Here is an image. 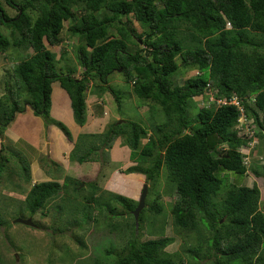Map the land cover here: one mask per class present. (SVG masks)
Returning a JSON list of instances; mask_svg holds the SVG:
<instances>
[{"label":"trees","instance_id":"1","mask_svg":"<svg viewBox=\"0 0 264 264\" xmlns=\"http://www.w3.org/2000/svg\"><path fill=\"white\" fill-rule=\"evenodd\" d=\"M66 21L65 32L75 36L78 44L70 54L63 48L55 58L44 41L49 46L57 45ZM1 27L8 29V36L0 31V54L10 48H15L16 56L20 48L31 53L14 57V63L12 57L7 58L11 59L17 93L11 95L10 103L4 93L0 95V133L24 105L35 114L47 116L53 81L68 95L74 123L82 125L88 84H104L115 97L106 76L117 70L121 80L131 84V95L143 101L141 106L148 104L151 112L150 105H157L165 117L147 127L128 119L108 122L103 128L105 134L76 136L68 154L72 157L83 145L86 152L79 161H97L98 146H103L102 156L119 134L128 147V159L134 162L125 172L141 173L148 184L145 198L152 193L148 203L144 200L136 227L131 214L136 206L134 199L118 192H102L95 179L81 182L68 176L61 183L45 181L29 187L21 209L28 212L31 226L36 228L38 223L32 219L33 214H42L50 200L60 197L66 202L61 201L56 210L80 212L83 221L95 223L99 213L106 210L108 231L125 236L119 249L115 245L103 248L94 257L95 263L200 264L201 259L210 258L207 264H264V212L258 209L259 188L253 181L249 186L224 183L220 175H246L257 144L245 163L239 149L246 140L236 129L238 109L209 102L210 96L227 100L235 95L242 101L243 119L256 129L255 137L263 136L264 0H0ZM64 59L74 66L56 65ZM178 72L183 75L182 82L175 84ZM194 96H200L205 104L192 113L187 108ZM251 96L253 101L246 102L245 98ZM94 103L100 104V97ZM50 122L71 140L61 122ZM110 130L117 133L110 134ZM94 136L103 137L102 142L86 147L93 141H85ZM258 159L264 167L263 158L258 155ZM4 169L1 155L0 178ZM23 170L27 175V167ZM160 173L172 196V225L196 231V244L179 252L164 250L172 242L168 236L138 239L143 212L153 216L162 213L160 191L154 189L159 187ZM218 193L219 198H215ZM80 194L83 203L76 200ZM111 202L124 213L117 212ZM72 205L74 209H70ZM89 210L94 215L91 219ZM6 224L0 215V226ZM204 231L208 235L204 236ZM76 242L82 244L77 237ZM183 253L189 258L187 262Z\"/></svg>","mask_w":264,"mask_h":264},{"label":"rangeland","instance_id":"2","mask_svg":"<svg viewBox=\"0 0 264 264\" xmlns=\"http://www.w3.org/2000/svg\"><path fill=\"white\" fill-rule=\"evenodd\" d=\"M9 12L10 14L13 13L12 10ZM68 23V21L63 23L64 29L62 31V34L66 39H70L72 37L69 36L67 32H65V26H67ZM132 25L137 29V31H141V27L138 25V23L133 21ZM0 31L4 34L8 33V29H5L4 27H1ZM72 39L74 42L70 44V48L74 49L77 46L78 42L75 36H73ZM44 44L51 51L57 50V54L62 52L61 50H63V48L59 47L51 48L45 41ZM133 47L134 46H132L131 48L133 49ZM18 50L19 51H17L16 53L17 56L15 55V48L8 49V51H6V54H0V60L4 59L3 61L7 63L6 66L0 68V82L2 83V85H4L2 94H5L3 97L5 100H7L8 103H10L11 101V95H16L15 93H17V91H14L15 77L12 75V71L10 69L11 59L9 60V63L7 58L12 57V61L14 63V57H16L15 59H19L24 54H26V52L31 53L30 49L20 48ZM177 61H179L178 58ZM1 64L2 63L0 62V66ZM56 65L65 67L70 65L74 66V63L64 59L56 62ZM118 71L119 70L114 71L111 76H106V82L112 88L113 95L115 97H113L112 94L107 91L106 87L104 88V84L94 83V88L101 100V103L96 105V109L100 112L104 111L105 113H109V116H111V119L108 120L109 124L110 122L117 123L122 119H128L136 121L142 126L147 127L151 123H159L164 121L165 117L159 106L151 104L150 107H152L153 109H151V112H148V104V106L140 105L143 101L131 95V85L128 82L121 80L122 75L121 73H118ZM182 76L183 75L179 74L178 72V74L175 75V78L173 79L174 83L180 84L182 82ZM113 79H119V81L114 82ZM94 88L92 90H94ZM116 98L118 102L116 101ZM204 104L205 100H201L199 96H194L190 101L187 110H190L192 113H194L197 107H201ZM98 111H96V114L102 116V113H99ZM13 117V122L23 128H27V126H30L34 120V117H36L38 120H41L40 124L43 128L51 123L48 115L46 116L43 113L35 114L28 106L27 109H22L18 112H15ZM108 122L106 124H108ZM84 123L87 128H82L84 129L82 134H94L96 132L98 133V131H104L103 127H105V125H103L102 128L99 126V128H97V126H90L93 124L91 123V121L89 122L88 120H85ZM108 128L109 127L107 126V129ZM89 129L92 130L90 131ZM97 129L100 130L97 131ZM105 133L106 130L103 134ZM116 133L117 132H113L110 130V134ZM117 135L118 136L113 137L114 139L112 143H110V146L104 149L105 152H103L102 156L100 155L103 146H100L99 144L100 142H102L103 137L94 136V139L92 140H84L85 142L93 141L91 144H87L86 147H91L95 144L99 145V156L97 161H88V163L86 164H84L83 159L79 161V159L82 158L83 154L86 152V148H82L83 145H81L80 148L77 147V151H75L72 156L73 158L67 157V160L70 163V167L66 172H64V175L72 177V179L74 178L81 182H85L88 179H95L97 180V183L100 186L102 192H118L127 197H131L137 202L141 186L145 182H143L141 173L139 174L125 172V168L129 165L134 164V162L128 159V147L125 146L124 142H122L119 134ZM257 140L258 143L254 148L255 151L253 152V159L250 163L251 167L247 169L248 171L246 175L232 174L229 172H221L220 175L222 176L224 183H234L238 185L241 184L249 186L251 184V181H253L254 183L256 182L260 193L258 209L264 212V167H261L263 166V162L261 163V161L258 159V155H260L264 160V132L263 136L258 137ZM85 142H83V144ZM120 147H125L127 149L126 151H122L120 150ZM119 155L120 158L123 157V161H120ZM3 159L5 160V169L2 173V176L11 174L12 178L16 177L19 183L24 184V176L26 173L23 170V167H27V163L24 160L23 155L15 150V148L13 149V147L8 146ZM39 161L41 163V166L45 170L51 171L55 168L59 171H62L60 166L58 167L57 164H52L50 160L44 157V155L39 158ZM102 162H104L105 164L104 166H102L103 168L99 169L100 165H102ZM73 164L77 165L78 169H82V172L73 171L71 167V165ZM105 165L107 168L110 167V172L112 171L113 174L116 175L114 179H107V170L106 168H104ZM254 171H258V178H255ZM161 173H163V170ZM161 173L158 179L159 187L157 186L154 189H159L160 191L158 202H160L159 205H161L162 213L153 216L151 214H148V212L146 211L143 212V220L138 232V239L139 241H142L144 239L154 238L160 235L168 236L172 238V242L167 245L164 250L168 253H172L174 251L179 252L182 248L193 246L196 244V231H191L189 229L183 230L172 225L169 210L172 202V196L171 194H169V185H166ZM80 185L81 184H79V186ZM19 195V191H14L11 194L12 198H14L15 200H19V202L15 201L13 203L5 199L6 194L3 195L4 199L0 195V215L7 223L6 226H0V255L3 264H111L109 261L108 263H95L94 257L100 255L103 248L108 247V245H115L116 249H119L125 241V236H123V238L119 236L116 231H108V213H106V210H102V212L99 213L100 216L96 217L97 223L91 222L90 220L83 221V213H69L70 210L68 212L65 209L63 211L55 209V206L60 205L61 201L66 202V200L61 199L60 197H56L53 200H50L49 205L46 207L42 214L41 211H37L35 214H33L32 219L38 222L36 228L33 226L24 225L22 223L14 222L13 220L15 218H19V216H22V218L25 219L29 218L28 212L21 209V201L24 197L18 198ZM81 196L82 194L77 195L76 200H78L80 203H83V199ZM151 196L152 193L147 194L145 198L146 203H148ZM219 196L220 195L218 193L215 198H219ZM69 202H71V200ZM110 204L116 206L117 212L124 213L122 208L117 203L111 202ZM73 206L74 205L70 206V209H74ZM89 211V219H91L94 215L92 210ZM76 220H78V223ZM221 221H223V219ZM203 233L204 236L208 235L206 231H204ZM76 237L77 239L81 240L82 244L76 242ZM182 256L184 262H187V260L189 259L188 256L184 253L182 254ZM209 259L210 258L201 259L200 264H207V260ZM108 260H111V258H109Z\"/></svg>","mask_w":264,"mask_h":264},{"label":"crops","instance_id":"3","mask_svg":"<svg viewBox=\"0 0 264 264\" xmlns=\"http://www.w3.org/2000/svg\"><path fill=\"white\" fill-rule=\"evenodd\" d=\"M1 60L0 62L2 64L0 68H3L7 63L3 61L4 59L2 61ZM113 81L115 82L119 80L113 79ZM3 86L4 85H2L0 82V95L2 94ZM93 88V83H90L86 88L85 101L87 113L85 120H88L89 122L91 121V123H93L90 126L102 128V126L106 125L108 120L111 119V116H109L108 112H100L96 109V104L94 102L96 101L98 103L99 97L95 88L92 90ZM22 109H27V105H25V107ZM48 109V116L50 120L59 121L64 126H66L71 133V140L67 139L63 135L62 131L53 123H50L45 128H43L40 124L41 120H38L36 117H34L32 124L27 126V128L20 127L14 123V117H12V121L10 120L0 133V156L5 155L8 146L13 147V149L15 148V150L23 155V158L27 163L28 171L27 175H25L26 179L24 177V184L19 183L16 177L12 178L11 174H7L0 178V195L4 199L3 195L6 194L5 199L7 201L12 203L15 201L19 202V200L12 198L11 194L14 191H19L20 195L18 198H23L29 187L34 183L45 181L61 183L65 177L64 172H66L70 167L67 157L73 147V140L79 133L84 131L82 128H87V126L85 123L80 126L74 123L72 119L69 97L57 81H53L50 84ZM96 111L102 113V116L96 114ZM89 130L91 131L92 129ZM98 130L100 129H97V131ZM126 149L127 148L125 147H120V150L122 151H126ZM42 155L50 160L52 164H57L58 167L60 166L62 171H59L55 168L51 171L45 170L39 161V158ZM120 161H123V157L120 158ZM86 163H88V161L84 162V164ZM71 167L75 172H82V169H78L77 165L75 164L71 165ZM105 168L107 170V179H114L116 175L113 174L112 171L110 172V167L107 168L105 165Z\"/></svg>","mask_w":264,"mask_h":264},{"label":"built area","instance_id":"4","mask_svg":"<svg viewBox=\"0 0 264 264\" xmlns=\"http://www.w3.org/2000/svg\"><path fill=\"white\" fill-rule=\"evenodd\" d=\"M69 44L70 41L68 39H62L59 42V45L62 46H67V45L69 46ZM209 101H215L216 105H220V104L234 105L238 109V125L236 127L237 133L239 136H242L246 140L245 145L241 147L239 151L245 155L243 156L244 162L248 163L249 151H251V149L255 147V145L257 144V139L255 137L256 129L253 127V125H247L249 121L243 119V107H242L241 99L237 98L235 95H232L227 100L226 99L213 100L212 97L210 96ZM245 101L252 102L253 97L245 98Z\"/></svg>","mask_w":264,"mask_h":264},{"label":"water","instance_id":"5","mask_svg":"<svg viewBox=\"0 0 264 264\" xmlns=\"http://www.w3.org/2000/svg\"><path fill=\"white\" fill-rule=\"evenodd\" d=\"M146 192H147V184L143 183L142 186H141V190H140L139 196L137 198L136 206L131 211V214L133 215L135 227H136V223H137L138 213L145 206L144 199H145ZM13 221L14 222H19V223H22V224H25V225H29V226L32 225V222H31L30 218H26V219L15 218Z\"/></svg>","mask_w":264,"mask_h":264},{"label":"clouds","instance_id":"6","mask_svg":"<svg viewBox=\"0 0 264 264\" xmlns=\"http://www.w3.org/2000/svg\"><path fill=\"white\" fill-rule=\"evenodd\" d=\"M64 23V22H63ZM63 30H61L60 32H62ZM59 38H60V41L62 40V39H66V38H64V35L63 34H61L60 33V36H59ZM69 41H70V44L71 43H73L74 41H73V39H72V37L70 38V39H68ZM59 41V42H60ZM77 42H78V40H77ZM70 44H69V46L67 45V46H62V45H59V43L57 44V45H55V46H50L51 48L53 47V48H55V47H59V48H64L65 50H67V51H69L68 52V54H70L71 52L70 51H72V48H70ZM46 47V46H45ZM47 48V47H46ZM48 49V48H47ZM50 50V49H49ZM54 52V57L55 58H58V56L60 55V53H58L57 54V50H55V51H53ZM130 84V83H129ZM89 85V84H88ZM131 85V84H130ZM196 97H198V96H196ZM200 97V96H199ZM252 97V96H251ZM238 98V97H237ZM248 98V97H247ZM209 102H214L215 103V101H209ZM248 103H250V102H248ZM216 104V103H215ZM120 122V121H119ZM257 139V138H256ZM258 141V140H257ZM145 200V199H144ZM145 204V203H144Z\"/></svg>","mask_w":264,"mask_h":264}]
</instances>
